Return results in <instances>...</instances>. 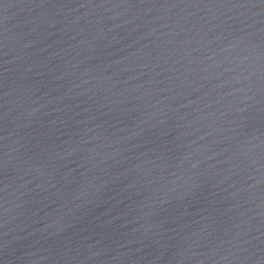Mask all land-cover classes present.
Segmentation results:
<instances>
[{
	"label": "water",
	"instance_id": "water-1",
	"mask_svg": "<svg viewBox=\"0 0 264 264\" xmlns=\"http://www.w3.org/2000/svg\"><path fill=\"white\" fill-rule=\"evenodd\" d=\"M0 264H264V4L0 0Z\"/></svg>",
	"mask_w": 264,
	"mask_h": 264
},
{
	"label": "snow or ice",
	"instance_id": "snow-or-ice-1",
	"mask_svg": "<svg viewBox=\"0 0 264 264\" xmlns=\"http://www.w3.org/2000/svg\"><path fill=\"white\" fill-rule=\"evenodd\" d=\"M260 2H261L262 4H264V0H260Z\"/></svg>",
	"mask_w": 264,
	"mask_h": 264
}]
</instances>
